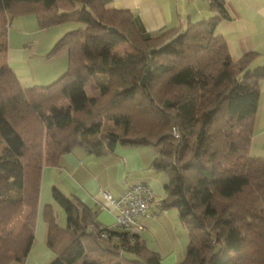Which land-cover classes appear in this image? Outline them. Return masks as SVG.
Masks as SVG:
<instances>
[{
	"label": "trees",
	"instance_id": "obj_1",
	"mask_svg": "<svg viewBox=\"0 0 264 264\" xmlns=\"http://www.w3.org/2000/svg\"><path fill=\"white\" fill-rule=\"evenodd\" d=\"M0 10L35 12L42 28L76 24L50 51L68 52L67 71L35 86L8 63L9 23L0 29V264L29 254L44 166L75 147L102 156L118 144L158 150L160 210H177L189 235L178 264H264V156L250 154L264 68L250 66L252 53L233 59L216 18L144 36L130 11L103 0H0ZM124 43L132 51L120 52ZM52 193L67 220L44 210L50 264H163L140 231L105 226Z\"/></svg>",
	"mask_w": 264,
	"mask_h": 264
},
{
	"label": "crops",
	"instance_id": "obj_2",
	"mask_svg": "<svg viewBox=\"0 0 264 264\" xmlns=\"http://www.w3.org/2000/svg\"><path fill=\"white\" fill-rule=\"evenodd\" d=\"M221 1L225 9L224 13L214 6L213 0H103L106 7L130 11L133 14L135 27L144 36H157L171 28L185 29L191 24L216 18V32L227 41L233 59L237 61L252 53L254 57L250 66L253 69L264 68V0ZM11 21L9 26L12 24ZM33 45H30L31 49L35 46ZM15 52L17 56L12 57L11 55L13 59L10 61L7 55L8 63L19 79L22 78L19 74L27 76L22 80L31 79V75L30 77L28 75L32 72L16 71V67L20 65L27 66L24 60H28L25 57L28 49L19 47L15 49ZM38 52L37 49L36 53ZM58 54L61 55L62 61L68 62L69 56L66 50L49 56V60L54 61ZM17 58L21 61L17 62ZM22 80L21 82L26 86L32 82ZM259 85L260 98L254 122V138L257 135L258 137L264 136V76L260 79ZM144 147L146 146L118 144L113 153L102 156L88 153L82 147H75L61 157L58 165H45L42 170L39 210L33 244L23 262L9 264H50L52 261L54 252L47 244L48 225L44 219V210L51 206L56 213L58 223L62 226L66 225L67 220L66 213L61 212L53 198L52 192L55 186L74 201L81 202L95 210L97 219L103 225L112 228H117L116 210L107 202L103 191L119 197L127 186L147 183L154 191L155 202L157 196L164 194L166 182L163 183L159 176L161 172L151 165L158 150L142 152ZM154 202L148 215L141 220H146L155 212Z\"/></svg>",
	"mask_w": 264,
	"mask_h": 264
},
{
	"label": "rangeland",
	"instance_id": "obj_3",
	"mask_svg": "<svg viewBox=\"0 0 264 264\" xmlns=\"http://www.w3.org/2000/svg\"><path fill=\"white\" fill-rule=\"evenodd\" d=\"M9 21H11L12 24L11 26H8V60L10 61L13 59L11 58V55L12 57L17 56L15 49H19V47H26L28 49V54L25 56L28 60H24L27 66L20 65L19 67H16V71L32 72L28 75V77L31 75V79L22 80L27 76L19 74L22 77L20 80H31L32 82L27 84L28 86L48 85L67 71L68 62H65L66 60L62 61L60 54L56 56L54 61L49 60L48 57L51 56L50 51L60 37L76 27L75 23H66V25L61 24L48 28H42L39 25L37 14L35 12L17 14L11 19L10 14H4L0 10V29L5 26L7 27ZM4 41L5 38L2 33H0V66L4 63L5 58V52L1 47ZM37 42L38 45H36ZM30 43L35 45H33L34 47L32 49ZM37 49L39 50L38 53H36ZM118 50L120 52H126L132 51V48L128 44L124 43ZM20 61L21 59L17 60V62ZM28 69L29 71H27ZM259 128L261 127L259 126ZM263 137V135L260 137H258V135L255 138L253 137L250 154L264 156ZM3 148L4 144H0V152ZM145 151L157 150L154 147L146 146L142 149V152ZM159 176L163 183L167 181V176L163 172H161ZM165 195L166 192L156 197V201L154 202L155 206L153 207L155 208V212L151 214L150 217L146 218V220H141L142 218L139 219V221L145 225V227L140 230V233L151 249L160 252L163 258V264H178L186 255L189 244V235L187 229L184 227L181 219L179 218L177 210H160V202ZM59 208L61 212L65 213L63 207L59 206ZM23 219L24 215L20 216L17 222L21 223Z\"/></svg>",
	"mask_w": 264,
	"mask_h": 264
},
{
	"label": "built area",
	"instance_id": "obj_4",
	"mask_svg": "<svg viewBox=\"0 0 264 264\" xmlns=\"http://www.w3.org/2000/svg\"><path fill=\"white\" fill-rule=\"evenodd\" d=\"M102 193L110 206L116 210L117 226L130 231H140L144 228L139 219L148 215L155 199L154 191L149 185L139 183L127 186L119 197H114L108 191Z\"/></svg>",
	"mask_w": 264,
	"mask_h": 264
},
{
	"label": "water",
	"instance_id": "obj_5",
	"mask_svg": "<svg viewBox=\"0 0 264 264\" xmlns=\"http://www.w3.org/2000/svg\"><path fill=\"white\" fill-rule=\"evenodd\" d=\"M110 32H111V33H115V32H117V29H116L115 27H111V28H110ZM143 81H144V80H143Z\"/></svg>",
	"mask_w": 264,
	"mask_h": 264
}]
</instances>
